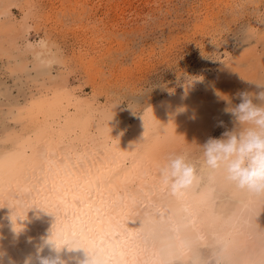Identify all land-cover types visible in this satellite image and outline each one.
Here are the masks:
<instances>
[{"label": "bare ground", "instance_id": "obj_1", "mask_svg": "<svg viewBox=\"0 0 264 264\" xmlns=\"http://www.w3.org/2000/svg\"><path fill=\"white\" fill-rule=\"evenodd\" d=\"M31 16L30 7L20 20L26 33ZM87 98L69 92L35 104L25 130L34 138L0 181L3 264H38L41 248L40 257L68 264L87 256L96 264H206L209 247L219 250L217 264H264V196L192 156L208 140L203 122L195 124V101L184 116L179 109L169 119L163 107L121 133L107 106ZM182 153L197 179L173 193L160 173L170 154Z\"/></svg>", "mask_w": 264, "mask_h": 264}, {"label": "rangeland", "instance_id": "obj_2", "mask_svg": "<svg viewBox=\"0 0 264 264\" xmlns=\"http://www.w3.org/2000/svg\"><path fill=\"white\" fill-rule=\"evenodd\" d=\"M30 7L26 33L20 20ZM41 40L49 52L39 58ZM257 85L264 0H0V181L34 138L35 104L52 94L107 106L121 133L163 107L169 119L184 116L195 101V124L209 139L236 127L227 109ZM218 251L202 249L206 264L218 263Z\"/></svg>", "mask_w": 264, "mask_h": 264}, {"label": "clouds", "instance_id": "obj_3", "mask_svg": "<svg viewBox=\"0 0 264 264\" xmlns=\"http://www.w3.org/2000/svg\"><path fill=\"white\" fill-rule=\"evenodd\" d=\"M256 94L247 91L237 93L240 103L230 106L227 111L234 117L231 131L222 133L221 138H209L201 150L203 167L211 172H222L227 181L241 190L264 196V86ZM254 100L259 103H254ZM222 125V122H221ZM197 169L186 153L170 154L161 169L162 183L173 193L188 189L197 179ZM38 264H68L59 255L40 257ZM6 253L0 251V264H3ZM9 264H14L9 259ZM25 264H33L32 258ZM79 264H96L87 256Z\"/></svg>", "mask_w": 264, "mask_h": 264}]
</instances>
